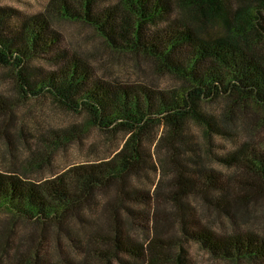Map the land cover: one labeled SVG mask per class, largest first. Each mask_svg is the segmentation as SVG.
Segmentation results:
<instances>
[{"label": "trees", "instance_id": "16d2710c", "mask_svg": "<svg viewBox=\"0 0 264 264\" xmlns=\"http://www.w3.org/2000/svg\"><path fill=\"white\" fill-rule=\"evenodd\" d=\"M10 15L0 9V64L10 67L22 95L49 93L62 108L84 112L86 126L118 130L125 141L108 161L74 166L43 181L0 171V212L10 216L9 225L18 220L37 231L19 238L9 225L0 227V264H196L186 248L190 241L212 259L264 264V234L241 227L255 219L250 206L261 202L264 208V144L254 142V131L264 125V0H51L45 14L20 28L8 24ZM53 15L90 27L110 52L149 60L157 72L169 74L171 87L125 89L101 82L86 58L61 48L56 62L50 59L57 70L31 67L59 46ZM160 122L166 134L154 152L163 157L149 166L146 138ZM190 123L202 130L206 146L193 140ZM241 128L245 141L217 155L211 137L233 140ZM216 160L227 175L213 167ZM146 168L173 179V190L163 196L176 220L174 236L163 235L173 222H163L164 214L150 209L154 199L129 181ZM110 188V227L101 228L96 219V226H86L81 214L86 208L94 212L97 193ZM197 203L215 210L234 231L214 232ZM139 220L143 231L134 235L128 226ZM49 228L58 230L67 247L56 243L51 253ZM72 255L80 257L77 263Z\"/></svg>", "mask_w": 264, "mask_h": 264}, {"label": "rangeland", "instance_id": "374dc122", "mask_svg": "<svg viewBox=\"0 0 264 264\" xmlns=\"http://www.w3.org/2000/svg\"><path fill=\"white\" fill-rule=\"evenodd\" d=\"M50 1L0 0V9L10 11V17L6 18L8 24L20 28L26 19L45 14ZM50 25L59 35V46H55L54 51L47 56L36 58L30 62L31 67L47 72L57 70L58 66L53 64L56 62L54 55L61 48L66 52H74L86 58L87 63L94 71V76L101 82L111 83L113 86L119 84L125 89L135 88L138 84L148 85L150 90H166L171 87V79L167 72H157L149 60L108 51L102 46L97 33L90 27L54 15L51 17ZM94 50H99L101 55L89 57L87 54ZM50 59L53 60V63ZM0 105L6 109V112H3L4 109L0 111V171L9 172L24 181H43L58 176L74 166L95 165L108 161L124 145L123 133L117 130L112 134L97 128V126H86L87 115L84 112L75 113L62 108L53 101L49 93L41 94L39 97L29 95L24 97L14 81L10 67L2 64H0ZM161 123L156 125L153 134L146 138V141H151L150 148L152 150L149 155V163H147L149 166L155 165L158 158L163 157L162 152H154L161 137L166 134ZM189 127L190 133L194 136L193 140L203 147L206 146L202 130L193 123H190ZM239 132V136L233 140L218 135L211 137L215 153L224 155L244 142L246 131L241 128ZM254 134L255 144L262 146L264 144V125L255 130ZM213 167L226 175L229 173L226 167L222 163H218L217 160ZM144 173L140 176H133L132 179L129 178V181L137 190H144L154 199L150 209L161 211L164 214L161 217L163 222L168 219L173 222L163 235L174 236L176 220L173 218L174 213L170 202L166 201L163 196L169 195L171 189L173 190L171 187L173 179L168 175L162 180L164 176L162 171L154 168H146ZM157 191L161 198L155 199L154 195ZM97 196L96 205L92 207L94 212L86 208L85 213L81 216L88 220L86 226H91V224L96 226L95 222L98 221L101 228L108 229L111 222L109 223L108 212L105 211L106 201L111 202L115 197V189L110 188L107 194L98 192ZM160 200H163L164 203H161ZM260 203L248 208L249 213L255 219L249 221L248 224H241L242 232L251 231L255 234H264V208H261ZM196 207L203 223L214 232L224 235L234 231L231 224L217 215L211 207L201 203H197ZM134 208L137 211L144 209L143 206ZM121 216L123 218V214ZM8 219H10L9 215L0 212V227L4 228L5 225H9L8 221L10 220ZM140 225L141 221L139 220L138 224L132 227L128 226V228L136 235L143 231ZM9 226L11 227L10 231L19 238H25L28 231L30 233L37 232L34 228L27 227L24 222L18 220L14 225L10 224ZM79 226L82 225L71 224V227L76 229ZM48 231L51 253H55L56 243L67 247V241L62 238L57 229L49 228ZM186 248L189 257L196 264H237L223 259H212L200 248L198 243L193 241H190ZM69 252L71 251H66V253ZM71 259L77 263L80 257L72 255Z\"/></svg>", "mask_w": 264, "mask_h": 264}]
</instances>
